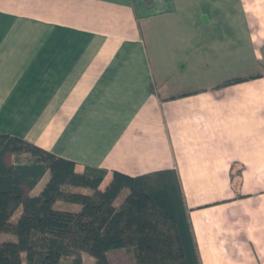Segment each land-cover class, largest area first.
I'll list each match as a JSON object with an SVG mask.
<instances>
[{
    "label": "crops",
    "instance_id": "1",
    "mask_svg": "<svg viewBox=\"0 0 264 264\" xmlns=\"http://www.w3.org/2000/svg\"><path fill=\"white\" fill-rule=\"evenodd\" d=\"M232 1L0 0V133L100 188L174 170L200 263L264 264V0Z\"/></svg>",
    "mask_w": 264,
    "mask_h": 264
},
{
    "label": "trees",
    "instance_id": "2",
    "mask_svg": "<svg viewBox=\"0 0 264 264\" xmlns=\"http://www.w3.org/2000/svg\"><path fill=\"white\" fill-rule=\"evenodd\" d=\"M105 176L92 167L77 172L73 161L0 133V235L15 238L0 241V264H82V253L109 264L106 254L115 249L137 264H201L174 170L135 177L113 171L100 188ZM57 202L78 210L55 208Z\"/></svg>",
    "mask_w": 264,
    "mask_h": 264
},
{
    "label": "rangeland",
    "instance_id": "3",
    "mask_svg": "<svg viewBox=\"0 0 264 264\" xmlns=\"http://www.w3.org/2000/svg\"><path fill=\"white\" fill-rule=\"evenodd\" d=\"M215 0H213L214 2ZM227 2L231 5L233 4L232 0H227ZM228 17L233 16L232 11H228ZM224 17V16H223ZM48 179V175L46 174L41 181L38 183V185L34 188V190L32 191L31 194H37L41 188L43 187V185L45 184V182ZM128 191L127 190H123L120 192L118 198H117V203L121 202L124 197L127 195ZM55 208H62L63 210H73L76 211L78 210V206L74 205V204H68V203H64V202H57L54 206ZM20 213V209H17L13 216H12V220L15 221L17 219V217L19 216ZM14 236L11 235H6V234H1L0 235V241L3 240H14ZM82 264H93L94 260L91 256L82 253ZM107 259H108V263L109 264H137L135 259L129 254L127 253L124 249H115V250H111L109 252H107L106 254ZM24 257V255L22 254V258ZM25 264V263H23Z\"/></svg>",
    "mask_w": 264,
    "mask_h": 264
}]
</instances>
